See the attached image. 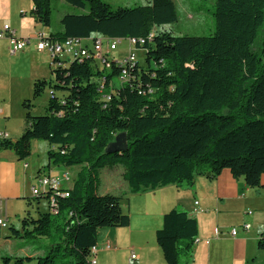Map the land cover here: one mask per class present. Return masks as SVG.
<instances>
[{"label": "trees", "instance_id": "16d2710c", "mask_svg": "<svg viewBox=\"0 0 264 264\" xmlns=\"http://www.w3.org/2000/svg\"><path fill=\"white\" fill-rule=\"evenodd\" d=\"M65 1L76 7L87 3L89 12L64 15L61 31L50 37L144 39L138 48L145 62L106 69L93 58L69 60L52 66L50 80L34 82L33 101L49 92L46 113L34 116L33 101H24V132L0 140V150L24 162L32 143L43 141L50 147L49 167L80 170L69 197L51 191L27 199L28 208L46 200L49 210L38 218L28 211L21 230L12 228L22 240L50 239L49 250L6 257L4 264H90L99 230L129 227L122 197L95 195L106 167L123 166L131 195L169 186L190 190L199 177L212 181L224 170L249 189L262 187L264 40L259 50L255 45L264 27V0H215V32L202 37L176 36L167 28L178 21L174 0L117 9L103 0ZM31 2V17L50 28L51 0ZM122 72H128L126 82ZM122 133L126 148L106 154ZM197 237L196 219L179 209L167 213L156 233L165 263L191 264ZM257 247L264 250V237Z\"/></svg>", "mask_w": 264, "mask_h": 264}, {"label": "crops", "instance_id": "0c3cea01", "mask_svg": "<svg viewBox=\"0 0 264 264\" xmlns=\"http://www.w3.org/2000/svg\"><path fill=\"white\" fill-rule=\"evenodd\" d=\"M10 1L18 0H0V3L6 5ZM20 16L23 17L24 13L21 12ZM32 19L35 25L28 33L21 26H15L11 20L1 21L0 30L8 24L18 37L31 39L32 42L17 55L22 56L32 50L36 56L47 55L50 60L47 64L51 69V56L37 50L35 39L39 33L51 36L61 30L54 33L51 28L43 27ZM191 19L195 20V17L191 16ZM4 43L10 55L9 43L7 40ZM35 64V69L39 71V61ZM3 113L4 110L0 108V115ZM4 126V132L10 139L21 136V131L12 133L7 127L8 123ZM37 143H32V151L38 146ZM59 169L49 167L48 158L39 163L31 155L21 162L12 151L0 150V219L7 223L6 227L0 226V264H4L3 259L6 257H36L42 253L40 250L32 252L22 239L13 235L12 228L21 230V223H15L14 220L20 214L15 207L21 203L26 205L27 199L34 198L32 188L36 185L38 175L63 179L64 174L69 172V169ZM70 175L71 182L65 185L66 189H71L75 181V176ZM127 194L126 214L130 215V226L99 230L97 264H166L156 241V233L163 227L164 216L174 209L187 212L198 223V237L191 264H264V250L257 247L264 237V176L262 187L258 190L247 188L244 179L236 180L229 170H224L212 181L199 177L195 187L190 190L169 186L143 195H131L128 186ZM128 195L120 196L121 204ZM122 209L124 211L123 205ZM249 211L252 215L247 214ZM245 225H250V229L245 230ZM233 229L237 230V236L231 235ZM107 243L112 246L109 250L106 248ZM132 256L136 258L132 259Z\"/></svg>", "mask_w": 264, "mask_h": 264}, {"label": "rangeland", "instance_id": "374dc122", "mask_svg": "<svg viewBox=\"0 0 264 264\" xmlns=\"http://www.w3.org/2000/svg\"><path fill=\"white\" fill-rule=\"evenodd\" d=\"M108 3L112 9L120 7L135 8L147 6L149 0H103ZM178 13V21L167 28L172 30L176 36L202 37L211 36L215 32V0H174ZM32 3L31 0L10 1L9 3H0V22L3 20H11L15 26H21L24 32H30L35 25L31 17ZM24 13L21 17L20 13ZM89 12V4L84 7H76L68 4L65 0H51V31L56 32L61 30L60 21L66 14H86ZM195 17V20L191 19ZM264 40V27L260 32L259 39L255 45V50H259ZM5 40L0 39V108L4 110L3 115H0V132H4V125L7 126L12 133L21 131L23 134L25 129L26 111L23 108L24 101H33V87L36 80H50L51 69L47 64L49 60L47 55H38L27 51L22 56H10L5 48ZM91 46L92 41H86ZM138 61L144 65V53L141 50H136ZM129 56V45L126 40L118 44V49L114 51L111 58L114 57L119 61H124ZM68 59V58H64ZM39 61V71L35 69L36 61ZM69 65L70 62L65 63ZM154 65V63H153ZM155 66V65H154ZM118 82V79H116ZM49 100L48 90L37 100L33 101L34 107L32 113L34 116H42L46 113V107ZM21 134V135H22ZM38 146L32 151L33 159L39 163H43L48 158L49 145L43 141H37ZM46 171H48L47 166ZM63 171L64 167H59ZM80 168H71L68 171L76 176ZM124 168L121 165L106 167L99 172L98 186L95 190V195H128V183L125 181ZM60 175V174H59ZM129 195L125 196L122 205L124 212L128 209ZM39 209V210H38ZM15 210L19 211V216L14 218L15 223L20 222L25 217L28 211L32 217L38 218L39 212L45 213L49 210V205L46 200H42L38 205L34 202L33 208H28L27 204H17ZM26 243L30 250L48 251L51 246V240L46 238L27 239Z\"/></svg>", "mask_w": 264, "mask_h": 264}, {"label": "built area", "instance_id": "2783aa9c", "mask_svg": "<svg viewBox=\"0 0 264 264\" xmlns=\"http://www.w3.org/2000/svg\"><path fill=\"white\" fill-rule=\"evenodd\" d=\"M152 38V35L150 36ZM0 39L7 40L9 43L10 55L15 56L22 51L32 42L31 39L20 38L17 36L16 31L13 30L10 25L5 24L0 30ZM36 46L39 52H47L51 56V61L53 66L62 65L71 59H78V62L83 63L88 58H93L95 61L107 69L108 65L116 64H129V69L136 67L138 61V56L136 50L139 49L138 46H144L146 40L144 39H110L105 37H96L92 40L83 39H66L63 41L55 40L54 38L39 33L36 37ZM126 40L129 45V56L124 61H119L111 55L114 51L118 49V44L121 41ZM86 41H92V45L89 46ZM64 58H68L67 60ZM122 82L127 81L128 72H122ZM105 87V78L100 86V91H103ZM109 99L108 96H106ZM9 135L6 132L0 133V140L9 139ZM52 149L56 150L55 147ZM27 167V164L25 165ZM71 182V175L69 172L64 174L63 179H59L48 175H38L36 185L32 188L33 197L43 196L49 192H54L56 196L61 195L62 197H68L69 189L65 188L67 183ZM198 204V203H196ZM52 205H55L54 197H52ZM248 215H252L249 211ZM0 226L6 227V220L0 219ZM245 230L250 229V225L244 226ZM232 236H237V230L233 229L231 232ZM106 248L109 250L112 248L110 243H107ZM98 253V246L91 249L90 264H97L96 254ZM136 256H132L135 259Z\"/></svg>", "mask_w": 264, "mask_h": 264}, {"label": "water", "instance_id": "95a60500", "mask_svg": "<svg viewBox=\"0 0 264 264\" xmlns=\"http://www.w3.org/2000/svg\"><path fill=\"white\" fill-rule=\"evenodd\" d=\"M127 146V140L125 138V134H119L115 141L110 143L106 149V154H114L118 152H122Z\"/></svg>", "mask_w": 264, "mask_h": 264}, {"label": "bare ground", "instance_id": "6f19581e", "mask_svg": "<svg viewBox=\"0 0 264 264\" xmlns=\"http://www.w3.org/2000/svg\"><path fill=\"white\" fill-rule=\"evenodd\" d=\"M71 60H72V61H73V60H75V61H76V60H78V59H71ZM52 66H53V64H52ZM68 197H69V195H68Z\"/></svg>", "mask_w": 264, "mask_h": 264}]
</instances>
